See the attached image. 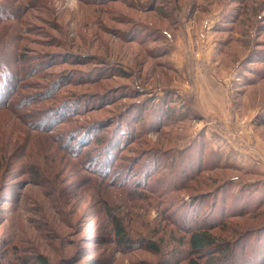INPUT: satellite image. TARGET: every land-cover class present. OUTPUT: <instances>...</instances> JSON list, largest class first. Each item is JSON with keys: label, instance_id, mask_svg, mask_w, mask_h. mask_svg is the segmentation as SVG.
<instances>
[{"label": "rangeland", "instance_id": "rangeland-1", "mask_svg": "<svg viewBox=\"0 0 264 264\" xmlns=\"http://www.w3.org/2000/svg\"><path fill=\"white\" fill-rule=\"evenodd\" d=\"M0 11V264H264V0Z\"/></svg>", "mask_w": 264, "mask_h": 264}, {"label": "trees", "instance_id": "trees-1", "mask_svg": "<svg viewBox=\"0 0 264 264\" xmlns=\"http://www.w3.org/2000/svg\"><path fill=\"white\" fill-rule=\"evenodd\" d=\"M6 12L9 13V10H3L1 13H6ZM11 13H13V10H11ZM7 57L9 56H7L5 53L2 57H0V100H1L0 109L13 110L15 109V104H14L15 102H13L12 97H14L15 90L18 88V84L16 81L18 80V78L21 77V74L24 71L23 70L18 71V68L12 65L13 63H15V59L13 57L12 58L14 59V61L13 59H9V61H7L6 60ZM3 87L6 88L4 92L3 90H1V88ZM113 222H114V233L116 239L119 242H125L124 229L122 225L116 219H113ZM204 231L205 230H203L200 227L199 230L193 231L190 234L188 239V248L190 252H194L197 255L200 254V252L206 250L209 253L219 252V247H218L219 245H215L214 238H212L209 234L205 233ZM149 244L152 246L151 248H149L150 250L157 251V248L154 247L155 246L154 243H149ZM221 256H225L221 262L216 261V259L214 260L209 259L207 260L206 263L203 264H228L229 258L231 256H234V253L232 252V249L224 248L223 251L221 252ZM164 264H181V263L180 262L171 263L169 261H166V263ZM185 264H201V263L199 262V259L190 258L187 260Z\"/></svg>", "mask_w": 264, "mask_h": 264}]
</instances>
